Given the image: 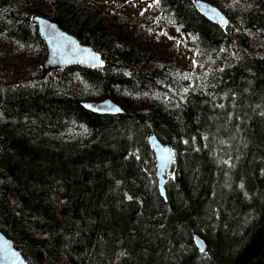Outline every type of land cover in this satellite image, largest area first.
Masks as SVG:
<instances>
[{
    "label": "trees",
    "instance_id": "trees-1",
    "mask_svg": "<svg viewBox=\"0 0 264 264\" xmlns=\"http://www.w3.org/2000/svg\"><path fill=\"white\" fill-rule=\"evenodd\" d=\"M194 1L155 0L188 70L96 0H0V232L26 264H264V0H200L225 29ZM35 16L103 67L43 76ZM104 100L123 113L81 107ZM151 134L174 152L165 200Z\"/></svg>",
    "mask_w": 264,
    "mask_h": 264
},
{
    "label": "water",
    "instance_id": "water-1",
    "mask_svg": "<svg viewBox=\"0 0 264 264\" xmlns=\"http://www.w3.org/2000/svg\"><path fill=\"white\" fill-rule=\"evenodd\" d=\"M194 7L201 17L209 23L225 29L228 22L222 12L216 7L200 1H194ZM39 36L46 47V58L41 65V71L45 76L50 71L63 70L70 66H79L89 69H100L103 63L98 53L91 47L81 44L75 37L63 31L54 22L43 17L35 16L32 19ZM81 107L97 116L121 115L123 111L111 100L101 102L82 103ZM147 144L152 151L155 167L157 188L160 196L165 200V184L170 177L171 167L174 161L173 150L161 144L153 134L147 137ZM127 200L130 198L127 196ZM194 244L199 253H205L204 242L194 237ZM0 264H26L21 253L14 247L12 241L0 232Z\"/></svg>",
    "mask_w": 264,
    "mask_h": 264
},
{
    "label": "rangeland",
    "instance_id": "rangeland-1",
    "mask_svg": "<svg viewBox=\"0 0 264 264\" xmlns=\"http://www.w3.org/2000/svg\"><path fill=\"white\" fill-rule=\"evenodd\" d=\"M96 3L102 11L116 13L127 24L140 26L144 34L148 32L152 37L158 35L157 46L160 49L166 48L183 68L191 69L194 52L189 40L180 37L165 21H158L154 0H96Z\"/></svg>",
    "mask_w": 264,
    "mask_h": 264
},
{
    "label": "snow or ice",
    "instance_id": "snow-or-ice-1",
    "mask_svg": "<svg viewBox=\"0 0 264 264\" xmlns=\"http://www.w3.org/2000/svg\"><path fill=\"white\" fill-rule=\"evenodd\" d=\"M154 2H155V0H154Z\"/></svg>",
    "mask_w": 264,
    "mask_h": 264
}]
</instances>
